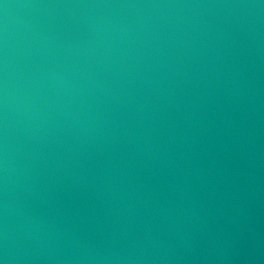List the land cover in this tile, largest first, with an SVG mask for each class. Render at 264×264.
<instances>
[{
    "label": "water",
    "instance_id": "obj_1",
    "mask_svg": "<svg viewBox=\"0 0 264 264\" xmlns=\"http://www.w3.org/2000/svg\"><path fill=\"white\" fill-rule=\"evenodd\" d=\"M0 264H264V0H0Z\"/></svg>",
    "mask_w": 264,
    "mask_h": 264
}]
</instances>
